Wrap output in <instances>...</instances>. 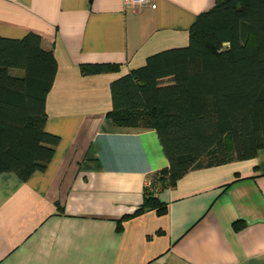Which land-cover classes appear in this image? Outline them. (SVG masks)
Here are the masks:
<instances>
[{"label":"crops","instance_id":"crops-1","mask_svg":"<svg viewBox=\"0 0 264 264\" xmlns=\"http://www.w3.org/2000/svg\"><path fill=\"white\" fill-rule=\"evenodd\" d=\"M214 1L149 0L134 9L123 0H0L1 37L32 32L53 49L46 130L60 137L44 171L26 181L0 174V264H264V148L158 187L166 212L118 224L168 161L155 129L107 116L110 83L186 45ZM102 62L120 68L80 73V64Z\"/></svg>","mask_w":264,"mask_h":264},{"label":"trees","instance_id":"trees-1","mask_svg":"<svg viewBox=\"0 0 264 264\" xmlns=\"http://www.w3.org/2000/svg\"><path fill=\"white\" fill-rule=\"evenodd\" d=\"M57 68L38 34L0 36V174L26 181L52 160L60 137L46 130V100ZM119 68L79 66L84 76ZM110 94L114 125L155 129L168 164L146 180L159 189L192 170L255 158L264 148V0H215L197 14L186 45L150 55L114 79ZM152 209L164 213L167 206L145 187L119 229L122 220Z\"/></svg>","mask_w":264,"mask_h":264},{"label":"built area","instance_id":"built-area-1","mask_svg":"<svg viewBox=\"0 0 264 264\" xmlns=\"http://www.w3.org/2000/svg\"><path fill=\"white\" fill-rule=\"evenodd\" d=\"M123 1H124V4L128 7H132L134 9H142L143 7L147 5L149 0H123ZM144 185L149 191L158 190V186L153 184L151 180H146Z\"/></svg>","mask_w":264,"mask_h":264}]
</instances>
